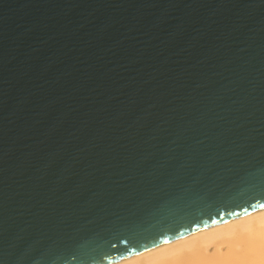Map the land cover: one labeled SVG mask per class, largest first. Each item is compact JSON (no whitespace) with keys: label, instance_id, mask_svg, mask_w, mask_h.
<instances>
[{"label":"water","instance_id":"1","mask_svg":"<svg viewBox=\"0 0 264 264\" xmlns=\"http://www.w3.org/2000/svg\"><path fill=\"white\" fill-rule=\"evenodd\" d=\"M262 207L264 0H0V264Z\"/></svg>","mask_w":264,"mask_h":264},{"label":"bare ground","instance_id":"2","mask_svg":"<svg viewBox=\"0 0 264 264\" xmlns=\"http://www.w3.org/2000/svg\"><path fill=\"white\" fill-rule=\"evenodd\" d=\"M103 264H264V207Z\"/></svg>","mask_w":264,"mask_h":264}]
</instances>
